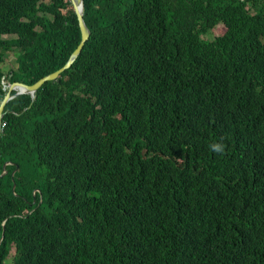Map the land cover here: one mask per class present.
<instances>
[{"label": "trees", "instance_id": "trees-1", "mask_svg": "<svg viewBox=\"0 0 264 264\" xmlns=\"http://www.w3.org/2000/svg\"><path fill=\"white\" fill-rule=\"evenodd\" d=\"M83 5L4 108L0 264H264V0ZM80 40L70 0H0V102Z\"/></svg>", "mask_w": 264, "mask_h": 264}, {"label": "water", "instance_id": "water-1", "mask_svg": "<svg viewBox=\"0 0 264 264\" xmlns=\"http://www.w3.org/2000/svg\"><path fill=\"white\" fill-rule=\"evenodd\" d=\"M70 3L72 5L73 11L77 17V21H78V26L80 29V33H81V40L78 44V46L76 47V49L72 52V54L70 55L69 59L67 60L66 64L59 70L44 76L43 78L39 79L36 83H34L33 85H25L23 83H19V82H12L10 83V85L7 88L6 93L4 94L1 102H0V136H1V122H2V117L4 115V108L5 105L12 99H14L15 97L19 96V95H31L32 96V102L35 99V92L45 83L48 81H55L59 75L66 69H68L71 64L76 60V58L79 56V54L81 53V50L83 48L84 43L88 40L89 38V30L86 27L84 20H83V15H84V5H83V0H70ZM4 80V78H3ZM2 91L5 90V87L2 86ZM12 92H14V94H12ZM10 163H5L2 166V171L0 173V178H2L7 171H5V167L7 165H9ZM17 169V167H16ZM15 169V171H16ZM15 171H13L11 173V176H13V174L15 173ZM14 190V184L12 186V191ZM34 203V200H33Z\"/></svg>", "mask_w": 264, "mask_h": 264}, {"label": "rangeland", "instance_id": "rangeland-1", "mask_svg": "<svg viewBox=\"0 0 264 264\" xmlns=\"http://www.w3.org/2000/svg\"><path fill=\"white\" fill-rule=\"evenodd\" d=\"M44 2H49V0H43ZM252 13V11H251ZM223 33V30L220 26H216L213 30L209 31L206 35L202 37L205 41H212L215 37L220 36ZM16 52L9 51L6 52L4 57V62L2 64V71L5 75H7L10 70L15 69L16 67ZM7 91V90H6ZM14 255V248L11 250L10 256L8 258V261L10 258Z\"/></svg>", "mask_w": 264, "mask_h": 264}, {"label": "clouds", "instance_id": "clouds-1", "mask_svg": "<svg viewBox=\"0 0 264 264\" xmlns=\"http://www.w3.org/2000/svg\"><path fill=\"white\" fill-rule=\"evenodd\" d=\"M3 78H4V80H3ZM2 78V80H1V82L2 81H6L9 85H10V83L6 80V78L5 77H3ZM1 87H2V84H1ZM6 87V86H5ZM13 93V92H12ZM5 94V93H4ZM4 96V95H3ZM1 124H2V122H1ZM211 149H212V151H214V152H216V153H222L223 152V145L222 144H219V143H213L211 146Z\"/></svg>", "mask_w": 264, "mask_h": 264}, {"label": "built area", "instance_id": "built-area-1", "mask_svg": "<svg viewBox=\"0 0 264 264\" xmlns=\"http://www.w3.org/2000/svg\"><path fill=\"white\" fill-rule=\"evenodd\" d=\"M1 84H2V86H4V87L6 86V87H5V90L3 91L4 93H6V90H7L8 86H9V84H8L6 81H2ZM3 126H4V123L1 124V128H2Z\"/></svg>", "mask_w": 264, "mask_h": 264}]
</instances>
